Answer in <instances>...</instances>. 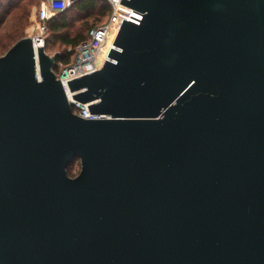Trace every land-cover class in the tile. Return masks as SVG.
Returning <instances> with one entry per match:
<instances>
[{
    "label": "water",
    "instance_id": "95a60500",
    "mask_svg": "<svg viewBox=\"0 0 264 264\" xmlns=\"http://www.w3.org/2000/svg\"><path fill=\"white\" fill-rule=\"evenodd\" d=\"M120 2L67 80L101 118L0 55V264H264V0Z\"/></svg>",
    "mask_w": 264,
    "mask_h": 264
},
{
    "label": "trees",
    "instance_id": "16d2710c",
    "mask_svg": "<svg viewBox=\"0 0 264 264\" xmlns=\"http://www.w3.org/2000/svg\"><path fill=\"white\" fill-rule=\"evenodd\" d=\"M27 5V2L23 0H0L1 53L9 49L14 42L22 37V29L27 23L29 14ZM95 11H98L101 16L107 17L110 13V5L106 0H77L68 9L47 21L44 48L45 45L57 42L64 48L63 51L56 53L55 69L58 63L62 64V67L69 65L74 56V51L69 48H75L87 37L90 28L102 23L95 24L92 22L85 30L82 28L74 30L70 14L75 12L82 17H90ZM18 19L20 21L16 22ZM96 19H100V16L96 17ZM8 20H10V24L6 26Z\"/></svg>",
    "mask_w": 264,
    "mask_h": 264
},
{
    "label": "built area",
    "instance_id": "2783aa9c",
    "mask_svg": "<svg viewBox=\"0 0 264 264\" xmlns=\"http://www.w3.org/2000/svg\"><path fill=\"white\" fill-rule=\"evenodd\" d=\"M77 0H41L37 8L34 9L32 21V33L28 35L31 38L34 48L37 46L44 47L46 37L47 21L58 13L68 9ZM110 5L109 18L105 23L99 24L88 30L87 37L81 41L75 48H69L74 51L72 62L63 67L56 76L62 81L64 90L67 94L72 111L84 118H101L102 115H95L89 113L87 104H82L72 99V93L68 92L67 80L78 77L80 75L96 70L94 59L99 53L98 50L102 43H104V36L110 26L115 21L113 16L118 4L130 8L136 12L142 13L132 7L125 5L120 0H106ZM58 65H62L58 63Z\"/></svg>",
    "mask_w": 264,
    "mask_h": 264
},
{
    "label": "rangeland",
    "instance_id": "374dc122",
    "mask_svg": "<svg viewBox=\"0 0 264 264\" xmlns=\"http://www.w3.org/2000/svg\"><path fill=\"white\" fill-rule=\"evenodd\" d=\"M23 1L27 2L28 4L27 9H28L29 14H28L27 23L25 27H23L22 29V37L28 36L32 33V25H33L32 17L34 13L33 11L35 8L39 6L41 0H23ZM92 14L93 15L90 17H82L79 14L72 12L70 15H71V21L73 22V29L79 30L80 28H82L83 30H85V28L89 26L90 24H92V22L95 24H99L101 22L105 23L109 18V15L107 17L101 16L98 11H95V13H92ZM98 16H100V19L97 20L96 17ZM19 21L20 20L18 19L16 22H19ZM9 24H10V20L7 21L6 26H8ZM48 36H50V34H48ZM63 49H64L63 46H61L58 42L54 44L45 45V48H44L45 52L50 55L61 52L63 51ZM3 53L0 52V55ZM62 68H63L62 66L58 65L56 69L55 68L53 69L55 73L59 74ZM79 170H80V162L79 160H75L72 163H70L69 167L67 168V174L71 177H74L78 174Z\"/></svg>",
    "mask_w": 264,
    "mask_h": 264
}]
</instances>
